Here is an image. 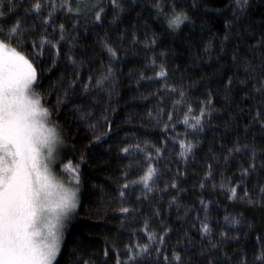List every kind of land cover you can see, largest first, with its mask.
Listing matches in <instances>:
<instances>
[{"label": "trees", "instance_id": "1", "mask_svg": "<svg viewBox=\"0 0 264 264\" xmlns=\"http://www.w3.org/2000/svg\"><path fill=\"white\" fill-rule=\"evenodd\" d=\"M0 31L78 167L55 264H264V0H0Z\"/></svg>", "mask_w": 264, "mask_h": 264}, {"label": "snow or ice", "instance_id": "2", "mask_svg": "<svg viewBox=\"0 0 264 264\" xmlns=\"http://www.w3.org/2000/svg\"><path fill=\"white\" fill-rule=\"evenodd\" d=\"M185 20L177 13L168 26L178 29ZM16 34L13 28L5 38ZM35 81L29 60L0 41V264H53L64 222L77 207V191L51 170L60 138L47 123L48 110L33 91ZM66 168L74 174L69 183L78 185V167ZM154 171L150 168L143 180ZM258 258L264 261V253Z\"/></svg>", "mask_w": 264, "mask_h": 264}, {"label": "rangeland", "instance_id": "3", "mask_svg": "<svg viewBox=\"0 0 264 264\" xmlns=\"http://www.w3.org/2000/svg\"><path fill=\"white\" fill-rule=\"evenodd\" d=\"M5 45H7L9 48H14L17 52H19L21 55L26 57L17 48L10 46L8 43H5ZM26 58L32 64L30 59L28 57H26ZM32 66L34 67L33 64H32ZM34 69H35V67H34ZM35 71H36V69H35ZM36 81H37V73H36ZM36 81L33 84V91L40 97V95L35 90ZM40 99H41V97H40ZM42 106L44 108H46L43 104H42ZM48 113H49V111H48ZM47 123H48L49 126L55 127V129H56V131H57V133L59 135V138H60V143L57 145L56 152H55V160L51 164V170H52L54 176L56 177V179L61 181V182H63L65 187L74 188L77 191V207H76V209L74 211H72L69 214V217L64 222L63 234H62V240H61L60 248H59V251H58V254H57L56 258L53 261V264H55L57 262L58 258H59L60 253H61V250H62V247H63V242H64V239H65L67 230L70 228L71 222L75 219L76 215L79 212V207H80V194H79V191H80V188L74 181L72 183H69V181H72V176L74 174L70 173V170L67 169L66 166L70 164L72 167H74L73 161H72L71 158H69L67 156L68 146L66 145L65 137H64L63 133L61 132V130L57 127V125L53 123V121H52V119L50 117V113H49V116H48Z\"/></svg>", "mask_w": 264, "mask_h": 264}, {"label": "clouds", "instance_id": "4", "mask_svg": "<svg viewBox=\"0 0 264 264\" xmlns=\"http://www.w3.org/2000/svg\"><path fill=\"white\" fill-rule=\"evenodd\" d=\"M169 20H171V18H170ZM168 22H169V21H168Z\"/></svg>", "mask_w": 264, "mask_h": 264}]
</instances>
